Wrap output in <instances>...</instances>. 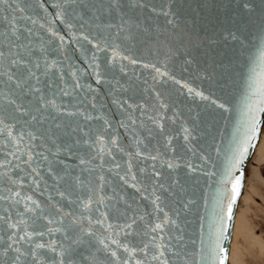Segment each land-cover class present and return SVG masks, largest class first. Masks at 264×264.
Masks as SVG:
<instances>
[{
	"label": "snow or ice",
	"instance_id": "1",
	"mask_svg": "<svg viewBox=\"0 0 264 264\" xmlns=\"http://www.w3.org/2000/svg\"><path fill=\"white\" fill-rule=\"evenodd\" d=\"M53 7L56 9L54 20L64 21L69 15L73 19L78 16L81 20L86 18L97 29L96 35L91 38L84 32L80 34V38L94 50L85 62L97 86L105 80L96 53L110 50L107 63L111 65L120 57V53L109 40H135L136 34L151 31L142 26L138 19L149 7L144 0H72L67 5L56 3ZM243 8L249 17L255 18L254 22L259 21L261 56L264 57V0H244ZM152 9L155 11V5ZM37 10L43 12L44 16H39ZM47 14L43 0H0V75L6 77L5 87L8 89L6 104L0 110V125L7 129L13 149L5 153L4 161H0V167L6 169L0 173V184L6 185L0 189V201L6 204L0 212V264H227L224 242L230 239L226 233L230 231L234 204L241 192L243 177L242 172L234 178L232 173L242 166L243 158L255 143L260 126L255 115L257 108L249 105L242 113L246 125L244 139L238 141L234 136L230 142L236 147L225 161L226 178L221 181L230 183V190L217 189L213 196L207 232L204 230V217L200 216L199 240L193 233L189 243H184L181 223L188 226L195 221L182 220V217L193 211L196 201L180 197L172 201L171 206L164 204L161 196L167 194L165 198L172 197L170 189L177 186L179 181L173 177L167 183L161 182L162 172L156 169L155 163L149 177L154 188L151 194L152 213H145L151 219L141 229L138 222L144 220V215L129 216L126 211L121 212L118 206L111 205L112 197L105 195V185L110 181L102 170L107 156L112 161L109 171L116 170L115 175L120 182L141 191L136 183L129 184L130 180H137L132 161L134 158L153 162L159 159V153L153 155L141 147L145 145L144 131H147L148 137H154V129L158 130L168 142L165 147H170L172 137L165 135L161 123L165 117L157 112L156 116H147L153 127L146 128L143 120L137 127V118L130 111H134L136 106L128 99L116 96L111 99V104L116 106L117 111L110 119L100 111L104 108L103 104L99 105V109L97 107V88L83 84L78 70L71 72V85L61 74L62 69L50 72L56 67V61L49 63V49L42 43L37 48L33 42L36 35L34 28L37 25L45 28L40 21ZM164 16L168 17L169 12L164 11ZM51 24L52 21H48L46 31L59 39L60 46L56 51L61 53L64 37L58 35ZM168 24L175 26V21L168 19ZM67 27L72 29L73 25L69 22ZM229 35L239 42L242 50L243 41L235 33ZM152 39L145 35L142 42L147 44ZM180 45L185 47L186 57L192 56L187 48L199 46L190 36L181 38ZM120 58L129 59L127 56ZM131 62L137 61L133 59ZM184 63H191V59H185ZM156 72L165 75L159 68ZM74 93H83L93 111H82L79 106L81 102ZM196 95L203 96V93L197 92ZM61 96L71 99L57 103V98ZM161 107L165 105L161 104ZM217 107L224 113L231 111L227 100L218 103ZM140 108L143 116V106ZM258 110L264 112V99L260 101ZM66 115L81 116L85 121L98 122V125L86 130L83 124L65 123ZM116 116L119 119H115ZM8 120L13 124L6 123ZM16 124L21 125V131L13 135ZM120 129L128 136L127 144L123 143ZM182 133L185 151L190 152L191 148L187 145L196 137L187 127H182ZM85 148L88 149L87 159L82 154ZM216 151L219 154V147ZM117 154L126 157L124 174L119 171L121 164L114 162ZM97 159L100 170L95 180H89L86 184L81 177L86 171L91 173L96 170L87 165ZM174 160L182 163H174ZM199 160V164H193L191 159L173 153L167 167L175 169L182 166L189 180L197 172L209 178L216 175L206 167L209 163L216 167L210 152L201 154ZM144 171V168H140L141 173ZM157 186L161 195H156ZM82 189H86V194ZM111 220L119 222L111 223ZM101 253L103 259H99Z\"/></svg>",
	"mask_w": 264,
	"mask_h": 264
},
{
	"label": "water",
	"instance_id": "2",
	"mask_svg": "<svg viewBox=\"0 0 264 264\" xmlns=\"http://www.w3.org/2000/svg\"><path fill=\"white\" fill-rule=\"evenodd\" d=\"M36 2H40V0H36ZM43 2L48 9V14L40 22L45 24V28L41 29L38 25L34 28L36 35L33 37V42L37 48L42 43L45 48L49 49L47 55L49 63L53 60L56 61V67L50 69V72L54 73L58 68L62 69L61 74L64 75L67 84L71 85L73 83L71 72L74 69L78 70L83 84L97 88L99 94L97 107L99 109V105L103 104L104 108L100 111L110 119L117 111L116 106L111 104V99L116 96L128 99L136 106L134 111H130L137 118V127H139L140 120H143L146 128L153 127L147 120V116H156L157 112L165 117L161 123L164 125L165 135L172 137L170 147H165L168 142L163 139L158 130L154 129V137H148L147 131H144L143 138L146 146L141 145V147L145 152H150L153 155L159 153V159L153 162L150 159L134 158L132 161L133 173L137 180L135 182L130 180L129 184L136 183L141 191L138 192L136 188L120 182L115 175L116 170L109 171L112 161L107 156L102 170L110 181L105 185V195L112 197L111 205L118 206L121 212L126 211L129 216L144 215V220L138 222V227L141 229L151 219V216L145 215V213H152L151 194L154 188L149 177L152 173V165L155 163L156 169L162 172L161 182L167 183L173 177L179 181L177 186L170 189L173 192L172 197L165 198L167 194L161 196L164 204L171 206V202L180 197L196 201L193 211L182 217V220L195 221L194 224L190 223L188 226L181 223L185 235L184 243H189V238L193 233H195L197 241L199 240L200 216L204 217V230L207 232L213 196L217 189L227 188L230 190V183H221L226 178L225 161L232 155V151L236 147L235 144L230 145V142L234 136L238 141L244 139L246 125L242 113L249 105L257 108L255 115L260 126L255 143L249 148L248 155L243 158L242 166L234 169L232 173L233 178L240 175L241 172L243 177L241 192L234 204L230 231L226 233V235H230V239L224 242L227 251V264H230L232 240L239 206L245 192L249 167L264 133V112L258 110L260 101L264 99V57L261 56L262 41L259 21L255 20L254 22L255 18L249 17L246 13L243 8L244 0H144L149 7L143 11L142 15L138 16V19L142 26L150 28L151 31L143 35L136 34L137 39L135 40L123 38L115 41L109 40V43H114L117 46L120 57H129L127 60L117 57L115 63L109 65L107 57L111 56L110 50L96 53L97 62L100 64V71L105 80L104 83L97 86L95 79L92 78V72L88 70L89 66L85 62L87 58L91 57L94 50L87 41L80 38L81 32L89 35L90 38L95 36L97 29L86 18L81 20L78 16L73 19L69 15L64 21L53 19L56 12L53 5L56 3L67 5L72 0H43ZM153 5H155V11L152 9ZM37 11L39 16H44L43 12ZM69 11L71 10L69 9ZM164 11L169 12L168 17L164 16ZM168 19H173L175 26L169 25ZM48 21H52V29L64 37L61 53L56 51L60 46L59 39L46 31L49 26ZM69 22L73 25L72 29L67 27ZM82 23L84 24L83 28H81ZM229 33H235L239 40L243 41L242 50L239 42L232 40ZM145 35L151 36L152 41L147 44L142 42ZM187 36H190L193 42L199 45L195 49L187 48L192 52L191 57L184 55L186 49L180 45V39ZM209 41H213V43H209ZM133 59L137 62L132 63ZM185 59H191V63L185 64ZM41 62L43 63V58ZM157 68L165 75L158 74ZM5 82L6 77L0 75V110L4 108L5 97L8 94ZM189 89H192L191 93ZM197 92L203 93V96H197ZM74 95L81 102L79 106L82 111H93L88 101L84 99L83 93H74ZM70 99L61 96L57 98V103ZM225 100L231 106L229 113H224L217 107L218 103ZM161 104L165 107H161ZM140 106H143V116ZM115 119H119V116H116ZM64 122L72 125L83 124L86 130L98 125V122L85 121L81 116L66 115ZM6 123L13 124L11 120ZM182 127L189 128L192 135L196 137L187 145L191 148L190 152L185 151ZM20 131L21 125H14L13 135L19 134ZM120 132L123 136V143L127 144L128 136L123 129H120ZM217 147L220 149L219 154L216 151ZM12 150L8 131L3 125H0V161H4L5 153ZM204 152H210L212 160L216 164L215 168L211 163L206 166L207 170L216 173L211 178L197 172L189 180L186 179V169L182 166L175 169L167 167V161L172 158L173 153L185 159H191L193 164H199V156ZM82 154L87 159L88 149L85 148ZM125 160L126 157L117 154L114 161L121 164L120 174H124L126 170ZM173 162L182 163L175 160ZM99 165V159L87 165L88 168L96 170L91 173L87 171L83 173L81 179L86 184L89 180H95L100 170ZM140 168H144L145 171L141 173ZM5 170L0 167V173ZM5 187L6 185L0 184V189ZM82 191L86 194V189H82ZM3 194L7 195L6 192ZM156 195H161L158 186ZM145 197L148 198L145 199ZM205 197H207V204H205ZM39 198L44 199L45 197ZM4 207L6 204L0 201V212ZM109 222L118 223L119 221L111 220ZM176 231L179 232V229ZM99 259H103V253L100 254Z\"/></svg>",
	"mask_w": 264,
	"mask_h": 264
},
{
	"label": "rangeland",
	"instance_id": "3",
	"mask_svg": "<svg viewBox=\"0 0 264 264\" xmlns=\"http://www.w3.org/2000/svg\"><path fill=\"white\" fill-rule=\"evenodd\" d=\"M231 249V264H264V166L250 165Z\"/></svg>",
	"mask_w": 264,
	"mask_h": 264
},
{
	"label": "bare ground",
	"instance_id": "4",
	"mask_svg": "<svg viewBox=\"0 0 264 264\" xmlns=\"http://www.w3.org/2000/svg\"><path fill=\"white\" fill-rule=\"evenodd\" d=\"M252 165H255L258 171L262 169V166H264V133L261 137V140L256 150L255 156L251 162V166ZM237 223H238V219L236 220L235 229L237 227ZM233 240H234V237H233ZM233 240H232V244H233ZM230 264H231V253H230Z\"/></svg>",
	"mask_w": 264,
	"mask_h": 264
}]
</instances>
